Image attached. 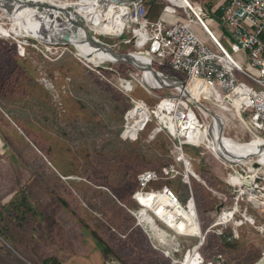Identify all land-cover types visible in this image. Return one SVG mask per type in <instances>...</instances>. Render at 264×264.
Here are the masks:
<instances>
[{
	"label": "built area",
	"instance_id": "obj_1",
	"mask_svg": "<svg viewBox=\"0 0 264 264\" xmlns=\"http://www.w3.org/2000/svg\"><path fill=\"white\" fill-rule=\"evenodd\" d=\"M28 3L16 6L9 15L0 3V39L42 52L49 64L72 56L88 73L128 98L123 139L153 141L162 134L171 140L184 169L171 164L141 172L133 199H155V210L149 214L156 217H148L141 205L131 213L153 249L170 264H216L204 254L209 236L223 238L232 225L233 235L227 240L237 239L248 210L264 212V0H225L212 24L207 9L190 0H163L155 20L149 17L146 0ZM29 6L46 17L37 35H29L24 26L16 32L10 29L24 24ZM52 8L59 10L57 21H52ZM195 25L210 43L194 33ZM232 52L246 53L258 75L243 68ZM135 89L153 103L138 98ZM132 128L138 129L135 139L126 135ZM186 146L207 151L232 196L205 230L197 206L191 219L168 214L182 203L167 183L150 188L182 176L193 192L201 176L193 169ZM164 200L170 204L161 206ZM241 210L243 219L238 220ZM0 243L7 245L1 234ZM261 260L264 263V255Z\"/></svg>",
	"mask_w": 264,
	"mask_h": 264
},
{
	"label": "rangeland",
	"instance_id": "obj_2",
	"mask_svg": "<svg viewBox=\"0 0 264 264\" xmlns=\"http://www.w3.org/2000/svg\"><path fill=\"white\" fill-rule=\"evenodd\" d=\"M196 1L205 8L212 6L208 18L212 24L225 0ZM147 5L150 17L157 18L161 5ZM192 30L210 43L198 26ZM232 55L248 72L258 75L246 53ZM45 58L40 51L0 39V145L5 144L0 153L14 157V182L19 189L12 210L6 211L12 219L19 218V212L26 213L23 217L30 216L32 221L29 228L42 231L41 239L46 236L42 240L48 247L46 257L33 259V264H168L136 226L131 212L141 209L133 199L141 172L171 164L184 169L173 143L162 134L153 141L123 139L129 99L85 72L72 56L53 64L45 63ZM135 95L153 103L139 89ZM185 149L201 176L195 179L192 193L205 230L232 196L226 193L218 164L207 151ZM165 183L183 205H189L192 193L182 176L150 188L159 189ZM138 201L149 207L155 203L145 196H138ZM247 215L249 221L238 228L237 239L227 240L233 235L232 225L224 238L209 236L206 257L216 264H264V212L250 209ZM40 220L44 224L36 225Z\"/></svg>",
	"mask_w": 264,
	"mask_h": 264
},
{
	"label": "crops",
	"instance_id": "obj_3",
	"mask_svg": "<svg viewBox=\"0 0 264 264\" xmlns=\"http://www.w3.org/2000/svg\"><path fill=\"white\" fill-rule=\"evenodd\" d=\"M146 1L147 3L150 2L151 5L152 4L155 6L161 5V9H162L161 2L163 0H158L160 3H158L155 0H146ZM192 2L202 4V2L196 0H192ZM206 5L208 6L206 8L207 11L211 13L213 11L212 6L208 4ZM149 17H150V10H149ZM159 17L160 14L155 19H158ZM12 123L14 124V122ZM3 146L5 147V144L2 142V144L0 145V150H2V152L5 151V150L3 151ZM13 162H14V157L8 156L6 158L2 156L0 153V234L7 243V245L0 243V264H33L32 262L33 259L34 260L42 259V257H46L45 252L47 251L48 247L42 241L45 240L46 236H43V239H41L39 236V232L42 233V231H39L38 229L29 228V225L31 224L32 221H30L29 219L30 216L28 218L23 217L26 216V213L21 214L19 212L18 214L19 218L12 219V217H10L6 211L7 208H8L7 210H12L10 208V205L12 204V201L15 199V196L19 193V189L15 186V182H14V172L12 168ZM25 208L28 210L32 209L30 206H25ZM43 221L44 220H40L39 222L37 223L34 222V223L36 225L42 226L44 224ZM10 242L13 243L14 247L12 245L10 246L9 244ZM42 253L44 254V256ZM167 263L170 264L168 261Z\"/></svg>",
	"mask_w": 264,
	"mask_h": 264
},
{
	"label": "bare ground",
	"instance_id": "obj_4",
	"mask_svg": "<svg viewBox=\"0 0 264 264\" xmlns=\"http://www.w3.org/2000/svg\"><path fill=\"white\" fill-rule=\"evenodd\" d=\"M29 1H32V0H19V3L17 2V0H0V3L2 4V8L4 10H6L5 12L9 15V14H12V11L15 10L16 6L21 5L22 3H28ZM35 1H38V0H35ZM27 5H29V3ZM29 9H30V12L27 13L29 15H26L25 20H24L25 25L21 22L17 23L14 31L16 32L17 30H21L24 26L25 30H27L29 35L30 34L37 35L40 32L39 29L42 30L43 23L45 22L46 17L44 16L42 10L34 11L33 8L30 6H29ZM32 11H34V12H32ZM58 13H59L58 9L52 8V21H57L59 19L57 16ZM21 24H22V26H20ZM10 29L13 30L12 27ZM6 35L9 37L13 36L10 34L9 31L6 32ZM48 41H50V40H47L46 42H48ZM137 132H138L137 128H132L130 131H128L126 133V135L131 136V138L135 139L137 136ZM137 202L139 203V205L142 206V204L139 201H137ZM169 204L170 203H168L167 201L164 200L162 202L161 206H166ZM183 206H185V205L181 204V206L179 207L178 210L175 209L173 213L169 212L168 214L172 215V217H177V215H179L181 219H183V218L191 219V218H193V215H196L195 214L196 213V211H195L196 210V201L194 198H192V200L190 201V203L187 207L186 206L183 207ZM142 207H144L145 208L144 210H146L148 213H149V211H152V209H153V206L149 207L148 205H144ZM163 208L165 209V207H163ZM153 210H155V209H153ZM151 215H153V214H151ZM154 216H152V218H154ZM152 228L155 229L154 224L152 225Z\"/></svg>",
	"mask_w": 264,
	"mask_h": 264
},
{
	"label": "trees",
	"instance_id": "obj_5",
	"mask_svg": "<svg viewBox=\"0 0 264 264\" xmlns=\"http://www.w3.org/2000/svg\"><path fill=\"white\" fill-rule=\"evenodd\" d=\"M61 61V60H60ZM45 63H47V64H49L47 61H45ZM85 72H87L86 70H85ZM88 73V72H87ZM88 74H90V73H88ZM90 75H92V74H90ZM94 76V75H93ZM95 77V76H94ZM95 78H97V77H95ZM98 79V78H97ZM99 80V79H98ZM100 81V80H99ZM100 82H102V81H100ZM109 86V85H108ZM111 87V86H110ZM112 88V87H111ZM100 245H101V243H100Z\"/></svg>",
	"mask_w": 264,
	"mask_h": 264
},
{
	"label": "water",
	"instance_id": "obj_6",
	"mask_svg": "<svg viewBox=\"0 0 264 264\" xmlns=\"http://www.w3.org/2000/svg\"><path fill=\"white\" fill-rule=\"evenodd\" d=\"M67 40H68L69 42H72V41H73L72 37H70V36L67 37Z\"/></svg>",
	"mask_w": 264,
	"mask_h": 264
}]
</instances>
